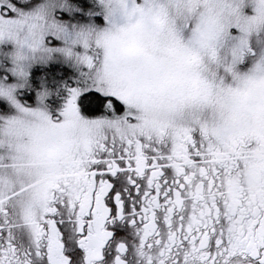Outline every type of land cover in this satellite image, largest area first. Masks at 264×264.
Instances as JSON below:
<instances>
[{"label": "snow or ice", "instance_id": "6c2138e0", "mask_svg": "<svg viewBox=\"0 0 264 264\" xmlns=\"http://www.w3.org/2000/svg\"><path fill=\"white\" fill-rule=\"evenodd\" d=\"M0 264H264V0H0Z\"/></svg>", "mask_w": 264, "mask_h": 264}]
</instances>
